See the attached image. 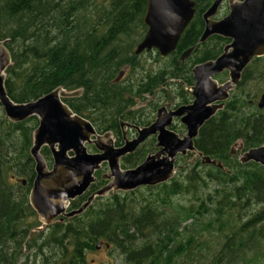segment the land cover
<instances>
[{
    "label": "trees",
    "instance_id": "obj_1",
    "mask_svg": "<svg viewBox=\"0 0 264 264\" xmlns=\"http://www.w3.org/2000/svg\"><path fill=\"white\" fill-rule=\"evenodd\" d=\"M191 1L194 14L177 50L196 43L203 29L201 14L213 2ZM145 5L146 0H0V41L10 55L6 95L24 103L56 88L81 90L78 98L62 100L73 113L92 122L91 108L97 105L99 114L114 121L126 105L135 104L132 97L141 98L140 88L158 87V76L168 71L166 61L161 72L140 68L142 54H133L146 31ZM222 43L213 36L198 44L193 63L213 59ZM145 54L163 61L155 50ZM137 69L140 74H134ZM120 70H125L124 79L108 84ZM241 95H234L226 116L205 123L194 140L195 150L224 170L202 165L195 156L188 169L164 183L104 196L105 202L97 197L100 202L81 215L50 227L44 244L58 249L56 264H86L85 254L96 250L98 242L124 264H264V168L240 164L230 153L239 127L252 126L250 117L240 113L246 105ZM262 120L253 122L260 125L254 137L242 136L241 151L264 142ZM36 124L33 116L11 122L0 108V264H15L20 253L13 246L20 249L39 224L27 200L33 177L28 148ZM91 124L98 134L117 130V123ZM15 178L26 180L25 185ZM36 239L26 247L40 253Z\"/></svg>",
    "mask_w": 264,
    "mask_h": 264
},
{
    "label": "water",
    "instance_id": "obj_2",
    "mask_svg": "<svg viewBox=\"0 0 264 264\" xmlns=\"http://www.w3.org/2000/svg\"><path fill=\"white\" fill-rule=\"evenodd\" d=\"M222 1L227 2L228 14L219 20H212L211 17L216 14ZM193 6L191 0H146L142 18L146 31L136 44L133 54L138 55L142 51L154 49L160 57H164L173 51L182 31L192 18ZM202 18L204 28L199 43L211 35L229 38L230 43L214 60L195 65L191 69L193 85L187 88V92L193 100L183 110L173 113L185 114L180 119L185 127V134L178 137L168 130L171 123L167 119L141 128L125 125L135 129L138 137L116 150L110 148L108 135H97L90 123L73 114L62 103V97L74 95L75 92L66 93L56 88L28 102L11 101L4 89V71L10 64V55L4 45L5 41H0V108L3 115L11 122H20L32 116L37 119L29 148L35 177L28 201L39 221L48 224L59 215H78L94 197L104 196L108 192H127L164 183L173 177L176 155L182 156L186 152H192L199 157L202 165L224 170L220 162L197 152L193 139L203 122L222 107V103L215 102H222L227 98V92L237 83L246 64L254 57L264 55V0H213ZM192 49L186 50L181 59ZM223 70L227 71L228 80L218 85L211 77ZM120 75L121 72L118 76ZM149 135H156V147L159 150L148 155L135 168L120 170L117 159L125 152L132 151ZM90 144L94 146L96 153L87 152L86 145ZM42 146H46L51 154L50 170L46 169L38 152ZM237 160L240 164L253 162L264 168V143L238 154ZM102 161H107V179L110 180L88 196L78 209L65 213L64 209L69 200L81 195L93 182V170ZM101 245V242L96 243L95 249H99ZM104 247L107 248L108 245L105 244Z\"/></svg>",
    "mask_w": 264,
    "mask_h": 264
},
{
    "label": "flooded vegetation",
    "instance_id": "obj_3",
    "mask_svg": "<svg viewBox=\"0 0 264 264\" xmlns=\"http://www.w3.org/2000/svg\"><path fill=\"white\" fill-rule=\"evenodd\" d=\"M223 3L226 4V8L223 12H220V6ZM203 13L201 14V20L203 22V28H204V20L202 18ZM193 14H194V11H193ZM227 14H228L227 2L222 1V3L219 5V7L217 9L216 14L213 17H211V19L212 20H219V19L225 17ZM192 17H193V15H192ZM183 31H182V33H183ZM202 31H203V29H202ZM201 34H202V32H201ZM201 34H200V36H201ZM200 36H199V38H200ZM213 36L219 37L221 42H223L219 48V53L213 59H207V60H203V61L198 62V63H193L191 57H192L193 53L195 51H197V49H198L197 45L201 44V43H205L210 37H213ZM199 38L195 44L190 45V46H186L180 50H177V48L175 46L173 51H171L168 55H166L164 57H160V55L158 54V59L166 61L167 67L165 69H168V71L165 72L166 73L165 75H162V77L158 76V83H159L158 87H155L154 89H150V88L146 87L148 84L144 85L142 88H140L141 98H137L136 96L131 98L130 94H128V93L134 92L133 90L126 92L125 93L126 98H131L133 101H135V104L126 105V107L123 108L118 115H115L114 121H109V120L105 119L102 114H99V109L97 108L98 107L97 105L95 107L91 108L92 116L94 118V120H92V122L89 119H85V118L80 117L77 114L73 113L70 110V108L66 105V103H64V102H68L69 97L71 98V96H73V95H71V96L68 95V96L62 97L61 101L62 100L64 101V102L62 101V103H64L73 114H75L76 116L86 120L90 124L91 123H117V130L115 132L108 131L107 133H103V134H98L96 132L95 128L92 126L97 135H100V136L105 135V134L108 135V137L111 141L110 148L113 150L123 148L127 142H131L138 137L137 131L135 129L130 128V127H126L125 125H130V126H135V127L141 128V127H146V126L150 125L151 123H161L167 119L169 121V123H171L170 126L167 127V129L172 131L173 133H175L178 137H181L182 135L185 134V127L181 124L182 122L180 119L182 117H184L185 114L180 113L178 115H173V113L178 112V110H180V109L183 110V108L186 106H189L193 100V97L187 92V88L193 85L192 74H191L192 67H194L195 65L204 63L206 61L214 60L218 55H220L222 53L223 48L230 43L229 38H223V37H220L217 35H211L201 43L198 42ZM176 45H177V43H176ZM189 48H193L192 51L181 59L182 54L186 50H188ZM153 50L154 49H151L149 51H142L138 55L149 53L150 51H153ZM152 54H154V53H152ZM255 60H258L257 64L253 65V61H255ZM263 60H264V55H262L260 57H254L252 60H250L248 62V64H246V66L242 69V71L239 75V79H238L237 83L234 85V87L231 90H229L227 92V98L222 102H215V103H222V107L219 110H216L210 118H208L206 121L203 122L204 124L210 123L211 122L210 120L217 115H218L217 118L218 117L220 118L221 116H226L225 108H226L227 102H229V101L232 102L234 95L239 99V93H242L241 96L243 97L244 102H246V105L244 108L240 109V113L243 117H250L248 120L250 122H252V126L244 124V125H241L239 127L238 133H239L240 137L237 138V140L234 142L235 146L237 147L235 150L236 151L235 155L241 154L243 152V151H241V143H240L243 140L242 136L244 138H252L257 134L258 127L260 125L258 126L257 124H254L253 122L258 120L259 117H261V119L263 118L262 121H264V89L262 87H260L259 89H257V92H255V93H252L251 89H249V90L244 89L245 85L249 84L252 81L258 80L262 75H264V62H263ZM150 61L152 64L158 65L157 62H154V59H151ZM169 65L171 68H169ZM155 69H157V68H155ZM162 69H163V65H160L158 67V72H161ZM120 72H121V75L118 76ZM124 77H125V70H120L108 82V84L109 83L117 84V83L121 82L124 79ZM243 77H245L247 80L251 78V80L246 81L245 83L241 82V79ZM211 78L213 80H215L218 85H220V84H223L224 82H226L228 80V73H227V71L223 70L222 72L213 75ZM239 85H241L240 86L241 88H238ZM79 96H81V90H78L74 94L75 99L78 98ZM262 97H263V99H262ZM260 103H261V105L259 106ZM157 112H158V115H157ZM36 126H37V124H36ZM177 126L181 127L183 130L181 132H179V130H177ZM195 138L193 139V146H194ZM102 142H104L103 139H102ZM263 143H261V144H263ZM30 146H31V142H30L29 148H30ZM29 148H28V154H29ZM251 148H253V147H251ZM86 150L88 153H96L97 152L96 149L94 148V146L91 144L86 145ZM158 150H159V148L156 147V135H149V136L145 137L138 145H136L132 151L125 152L124 155L120 156L117 159L118 168L120 170H127V169L135 168L136 166L141 164L143 162V160L148 155H153ZM38 152L40 153V155L42 156V159L44 160L46 169L50 170L51 164H52V160H51L52 158H51V154H50L48 148L46 146H42V147H40ZM186 154H192V155L196 156L192 152H186L185 155ZM185 155H182V156H185ZM178 156L181 157V155H176V159ZM29 157H30V154H29ZM176 159H175V161H176ZM175 161H174V163H175ZM33 167H34V163H33ZM174 168H175V166H174ZM108 173H109V168H108L107 161H102L98 165V168L93 170V173H92L93 182H91L87 186L86 190L81 195L76 196L72 200H69L68 204L66 205V207L64 209V212L67 213L69 211L78 209L86 201L88 196H90L95 191H97L98 189L103 187L105 184H107V182L110 180V179H107V177L109 175ZM34 177H35V174H34V170H33V177L31 179V183H30V186L28 189L27 200L29 197V193L31 190V185H32ZM19 180H20L21 185L24 186L26 183V180L16 179V178L14 179L15 182L19 181ZM22 180H23V183L21 182ZM118 192H121V191H116L115 193H118ZM127 192H129V191H127ZM115 193L108 192L104 196L113 195ZM104 196H98V197H104ZM95 198H97V197H94V199ZM93 200L89 203V205L92 204ZM28 204H29V201H28ZM87 207L85 208V210L87 209ZM83 212H81L78 215H81ZM78 215H74L71 217H65V216L59 215V216L53 218L48 224H45V223L39 221L36 214H35L37 223H39L37 225V227L40 225H44V228H45L44 230H46L47 228H50L55 223H60V224L66 223L69 219H72ZM37 227L34 230H36ZM100 248H102V247H100Z\"/></svg>",
    "mask_w": 264,
    "mask_h": 264
},
{
    "label": "rangeland",
    "instance_id": "obj_4",
    "mask_svg": "<svg viewBox=\"0 0 264 264\" xmlns=\"http://www.w3.org/2000/svg\"><path fill=\"white\" fill-rule=\"evenodd\" d=\"M226 8V4L223 3L220 6V12H223ZM210 42L209 44H211ZM153 55V54H152ZM151 58L147 54H142L138 59L139 67H143L145 70L147 68L151 69L152 72H155V68H158L164 61L158 62V65H154L151 63ZM264 62V60H263ZM140 70H136L134 74H140ZM136 76V75H135ZM262 87L264 89V75H262L258 80L252 81L249 84L244 86L245 90H252V93L257 92V89ZM177 130L181 132L183 129L179 126H177ZM236 146L233 148V155L236 154ZM195 156L192 154H186L185 156L177 157L174 166L177 168H174V176L180 175L184 172V168L188 169L189 165H192L195 161ZM106 197H101V202H105ZM100 198H95L92 202V204L100 202ZM178 201L185 202V198L183 197H177ZM36 228V227H35ZM35 228H32L30 230V233H28V236L24 239V241L20 245V249H18L16 245L15 251L20 253L17 257V261L15 264H21L25 261L26 264H56V258L59 254L58 249L52 244H44L46 242L47 236L50 233V228H47L44 230V225H40ZM34 232V233H32ZM39 232L40 236H37V233ZM47 235V236H46ZM37 237L36 239V246H40L41 250L40 253L38 252L37 248L34 247H26L27 242H30L32 238ZM210 239V238H209ZM46 245V246H44ZM26 259V260H25ZM85 261L86 264H124L123 262H120L119 260H116L113 258V253L106 251L104 248H99L97 250L89 251L85 254Z\"/></svg>",
    "mask_w": 264,
    "mask_h": 264
}]
</instances>
